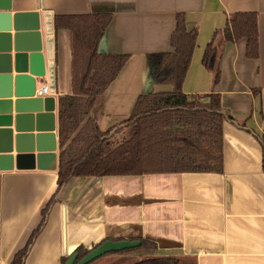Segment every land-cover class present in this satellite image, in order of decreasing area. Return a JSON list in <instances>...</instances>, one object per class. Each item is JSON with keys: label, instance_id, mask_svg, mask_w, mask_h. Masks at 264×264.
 I'll use <instances>...</instances> for the list:
<instances>
[{"label": "crops", "instance_id": "1", "mask_svg": "<svg viewBox=\"0 0 264 264\" xmlns=\"http://www.w3.org/2000/svg\"><path fill=\"white\" fill-rule=\"evenodd\" d=\"M0 13H37L46 52L45 15L54 26V117L56 159L44 155L21 170L0 172V264H10L42 222V212L57 191L59 99L73 94L72 34L57 30L56 17L108 14L111 22L98 45L103 56H129L117 79L97 98L89 116L102 132L127 121L141 96L171 93L174 87L153 80L149 56L171 52L179 14L197 45L183 92L207 104L221 97L223 173L73 178L61 191L25 264H62L80 246L107 240H147L152 256L191 258L196 264H264V0H0ZM256 13L259 57L246 56V40L225 43L222 32L231 15ZM214 40L220 81L202 63ZM49 61L46 59V64ZM48 73L37 89L49 84ZM36 89V90H37ZM56 165V168L54 166ZM41 166V167H40Z\"/></svg>", "mask_w": 264, "mask_h": 264}, {"label": "trees", "instance_id": "2", "mask_svg": "<svg viewBox=\"0 0 264 264\" xmlns=\"http://www.w3.org/2000/svg\"><path fill=\"white\" fill-rule=\"evenodd\" d=\"M111 22L108 14L56 17L57 30L72 34L73 94L59 99V158L57 191L42 212V222L27 245L10 264H25L30 248L45 227L48 215L64 187L73 178L143 176L182 173H223V123L219 94L208 95L209 102L192 101L183 92L197 45L198 31H189L186 17L179 14L171 38V52L149 56L153 80L174 87L171 93L141 96L132 116L118 126L102 132L90 117L79 131L76 115H90L97 98L117 79L129 56H103L98 45ZM225 43L246 40V56L259 57V27L256 13L231 15L220 32ZM203 66L213 73V85L220 81L218 50L214 40L207 46ZM82 65V67H81ZM82 72V74H81ZM258 139L263 152L264 136L246 128ZM126 132L121 141H114ZM139 250H156L153 242L140 240ZM90 250L80 246L74 253L83 259ZM112 255V254H110ZM69 258H63L65 264ZM133 264H196L191 258L150 256Z\"/></svg>", "mask_w": 264, "mask_h": 264}, {"label": "water", "instance_id": "3", "mask_svg": "<svg viewBox=\"0 0 264 264\" xmlns=\"http://www.w3.org/2000/svg\"><path fill=\"white\" fill-rule=\"evenodd\" d=\"M53 33L52 16L47 13L44 52L39 14L0 13V172L13 170L14 148L18 170L31 163L35 167L36 161L44 155L56 159L54 129L41 130L46 116L54 117L55 99L36 96L37 85L47 73L49 92L55 93ZM141 245L140 240H107L89 249L80 261L79 254L72 253L65 264H92L110 254L135 250Z\"/></svg>", "mask_w": 264, "mask_h": 264}, {"label": "rangeland", "instance_id": "4", "mask_svg": "<svg viewBox=\"0 0 264 264\" xmlns=\"http://www.w3.org/2000/svg\"><path fill=\"white\" fill-rule=\"evenodd\" d=\"M82 67V65H81ZM82 74V72H81ZM76 115V120L79 122V125L82 123L81 121L83 120V114L82 111L79 113L75 114ZM82 126H78L79 131ZM126 136V132L118 134L114 141H121L124 137ZM94 247V246H93ZM92 247H89L88 249H91ZM153 250H139V251H133V252H128L124 254H112L108 255L106 257H103L97 261H95L92 264H133L136 263L144 258L152 256V253H150Z\"/></svg>", "mask_w": 264, "mask_h": 264}, {"label": "built area", "instance_id": "5", "mask_svg": "<svg viewBox=\"0 0 264 264\" xmlns=\"http://www.w3.org/2000/svg\"><path fill=\"white\" fill-rule=\"evenodd\" d=\"M50 94L49 92V84L45 83L42 84L37 90H36V96L37 97H46Z\"/></svg>", "mask_w": 264, "mask_h": 264}]
</instances>
